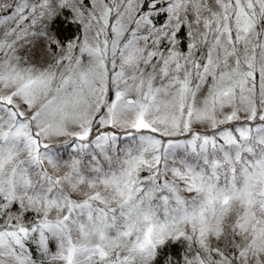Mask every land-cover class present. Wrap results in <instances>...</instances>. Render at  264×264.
<instances>
[{
  "label": "snow or ice",
  "instance_id": "6c2138e0",
  "mask_svg": "<svg viewBox=\"0 0 264 264\" xmlns=\"http://www.w3.org/2000/svg\"><path fill=\"white\" fill-rule=\"evenodd\" d=\"M0 264H264V0H0Z\"/></svg>",
  "mask_w": 264,
  "mask_h": 264
}]
</instances>
